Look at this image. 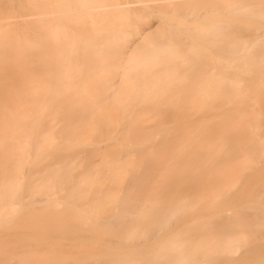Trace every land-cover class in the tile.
Instances as JSON below:
<instances>
[{"label": "bare ground", "instance_id": "bare-ground-1", "mask_svg": "<svg viewBox=\"0 0 264 264\" xmlns=\"http://www.w3.org/2000/svg\"><path fill=\"white\" fill-rule=\"evenodd\" d=\"M18 1L55 52L0 96V264H264V0Z\"/></svg>", "mask_w": 264, "mask_h": 264}, {"label": "rangeland", "instance_id": "rangeland-1", "mask_svg": "<svg viewBox=\"0 0 264 264\" xmlns=\"http://www.w3.org/2000/svg\"><path fill=\"white\" fill-rule=\"evenodd\" d=\"M60 1V0H59ZM19 1L18 0H0V48L1 47H10L8 52H1L0 51V96L7 99V103L9 102H17V103H24L26 101V97L29 96V93L20 90L18 86L21 84L20 77L24 79L25 81V87H29L30 81L32 79H38L40 83H35L32 85L40 84L43 85L44 81L48 78V76L44 75L42 73L41 75L39 72H36V68L40 69L42 65H47V67L51 66L46 63V61H51L52 59L50 55L48 54L51 52L52 54L55 52L53 47V44H50L49 42L44 43L43 40L40 38L42 37V33L40 30L36 31L35 28L37 26L31 25V24H21L18 23L20 20V14L25 12H20L19 10ZM60 23L64 24L68 29H70L71 26H74V35L92 39L95 38V35L98 33V29L102 30L98 34L104 35L108 34L111 36V32L118 30V23L112 22L111 19H107L105 24H99V25H87L86 27H81L80 22L83 20H80L78 24H76L75 21L67 22L65 20H58ZM48 22V21H47ZM84 22V21H83ZM110 22V23H108ZM40 25L37 28H40L43 30L41 26V20L39 21ZM18 29V30H17ZM49 30V26L47 25L45 28L46 33H43L46 35L48 39L54 38L52 35L53 33L47 32ZM111 30V31H109ZM40 31V32H39ZM86 31V33L84 32ZM80 33V34H79ZM83 35V36H82ZM87 35V37H86ZM21 42H24L23 45H21ZM79 42V41H77ZM91 42V41H89ZM118 56L122 57L125 56V53L127 50L123 44L122 41L118 42ZM8 44V45H7ZM2 45V46H1ZM26 46V47H25ZM79 49H82V45L79 42V44L76 45ZM113 47V46H112ZM4 49V48H3ZM2 49V50H3ZM26 56H29L27 59L29 61L25 62ZM35 62H34V61ZM78 64V62H77ZM105 66H107L108 71H110L111 67L108 60H105L103 63ZM51 68V67H49ZM44 70V69H43ZM79 66L74 67L72 69V72L76 74L80 79L84 78L83 74L78 71ZM44 72V71H43ZM55 75V74H54ZM112 75L109 73H103L102 77H111ZM54 78V76H53ZM117 80V79H116ZM15 87L17 90H15ZM19 92V93H18ZM17 94V98L14 96ZM25 97V98H24ZM31 98H37V95L30 94ZM12 100V101H11ZM6 103V104H7ZM100 112H103L104 114L107 113L105 108H100ZM59 116L57 115V118ZM59 121V120H58ZM63 126V122H59V125L57 126L59 129ZM59 143L62 142L61 137L57 139ZM90 143H95L94 140H92ZM108 140H102L99 142V147L106 148L110 144ZM81 146V145H73V147ZM55 147H51L50 151L54 149ZM114 148V147H111ZM87 149V148H85ZM83 155V154H82ZM83 165L87 163V158H81L79 159ZM22 179V185L25 183V181L28 179V174L23 175ZM30 181L32 179H29ZM20 193L23 195V202L18 201L17 208H20L21 206H24V204L30 200L29 197H27V194L25 193V189L20 188ZM105 239L111 238L110 234H104ZM241 251H239L240 254Z\"/></svg>", "mask_w": 264, "mask_h": 264}]
</instances>
